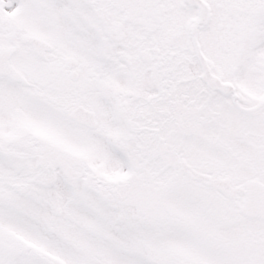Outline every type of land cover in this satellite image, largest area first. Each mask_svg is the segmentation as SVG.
<instances>
[{
  "label": "snow or ice",
  "instance_id": "obj_1",
  "mask_svg": "<svg viewBox=\"0 0 264 264\" xmlns=\"http://www.w3.org/2000/svg\"><path fill=\"white\" fill-rule=\"evenodd\" d=\"M0 264H264V0H0Z\"/></svg>",
  "mask_w": 264,
  "mask_h": 264
}]
</instances>
